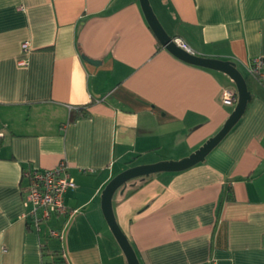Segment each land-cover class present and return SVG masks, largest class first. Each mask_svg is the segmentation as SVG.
Wrapping results in <instances>:
<instances>
[{
    "label": "crops",
    "instance_id": "1",
    "mask_svg": "<svg viewBox=\"0 0 264 264\" xmlns=\"http://www.w3.org/2000/svg\"><path fill=\"white\" fill-rule=\"evenodd\" d=\"M150 2L196 54L234 61L253 96L204 161L120 188L117 221L141 264H264V86L250 72L264 57V0ZM226 87L237 89L228 74L161 44L140 0H0V264H56L42 244L65 218L36 219L26 195L31 171L61 161L78 209L69 263L128 264L103 189L131 166L196 151L236 106Z\"/></svg>",
    "mask_w": 264,
    "mask_h": 264
},
{
    "label": "water",
    "instance_id": "2",
    "mask_svg": "<svg viewBox=\"0 0 264 264\" xmlns=\"http://www.w3.org/2000/svg\"><path fill=\"white\" fill-rule=\"evenodd\" d=\"M140 4L150 27L162 45H164L174 55L188 63L216 69L228 74L236 84L238 91V101L223 127L189 156L179 160H163L154 163L131 166L115 175L105 186L102 191L103 213L113 235L126 255L128 264L141 263L135 248L117 221L113 206V200L116 192L120 188L124 187L132 179L139 177H149L153 174L161 172L182 171L201 161H204L207 155L240 121L253 96L251 90L249 89L246 77L240 71L234 61L198 55L196 53L188 52L177 46V44L172 39L173 37L162 25L150 0H140Z\"/></svg>",
    "mask_w": 264,
    "mask_h": 264
},
{
    "label": "built area",
    "instance_id": "3",
    "mask_svg": "<svg viewBox=\"0 0 264 264\" xmlns=\"http://www.w3.org/2000/svg\"><path fill=\"white\" fill-rule=\"evenodd\" d=\"M177 46L195 53L191 46L180 36L172 38ZM29 45L28 41L23 44L24 48ZM264 57L259 56L253 59L250 65V72L259 77L264 86ZM225 104H236L238 91L234 88H224L221 95ZM2 133L0 132V138ZM30 184L27 189L26 200L33 205V216L36 219L49 220L53 216L64 217L65 222L59 228H50L49 235L63 242L65 228L70 219L78 212V209H71L65 202V193L75 187V181L68 171L66 161L53 169H34L29 173ZM63 244V243H62Z\"/></svg>",
    "mask_w": 264,
    "mask_h": 264
},
{
    "label": "trees",
    "instance_id": "4",
    "mask_svg": "<svg viewBox=\"0 0 264 264\" xmlns=\"http://www.w3.org/2000/svg\"><path fill=\"white\" fill-rule=\"evenodd\" d=\"M83 114H85V110L80 108L78 111H75L72 114V119H76L80 115H83ZM52 240L57 241V243L53 242ZM62 246L63 245H62L60 240L49 235L46 237V240L43 242L42 249H43L44 253L46 251L47 253L53 255V262L54 263H56V264H70L69 260L65 256V252H64Z\"/></svg>",
    "mask_w": 264,
    "mask_h": 264
}]
</instances>
